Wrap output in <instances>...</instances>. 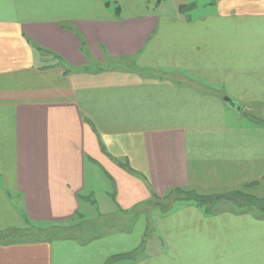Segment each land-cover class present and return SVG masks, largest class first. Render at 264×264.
Here are the masks:
<instances>
[{"label": "crops", "instance_id": "1", "mask_svg": "<svg viewBox=\"0 0 264 264\" xmlns=\"http://www.w3.org/2000/svg\"><path fill=\"white\" fill-rule=\"evenodd\" d=\"M208 7L0 0V264H264V216L182 200L264 187V0Z\"/></svg>", "mask_w": 264, "mask_h": 264}, {"label": "rangeland", "instance_id": "2", "mask_svg": "<svg viewBox=\"0 0 264 264\" xmlns=\"http://www.w3.org/2000/svg\"><path fill=\"white\" fill-rule=\"evenodd\" d=\"M209 0H148V9L151 11H161L162 14H172V15H176L180 18H184L186 20H189L190 18H195L197 16H200L202 14H204L205 12L208 11L209 7ZM40 56V54H38ZM43 68H49L51 66H54L55 62L53 63L54 60H49L46 57H43ZM123 63V64H122ZM125 62H121L120 64L123 66ZM53 64V65H52ZM106 65L108 67H116L113 63L112 64H108L106 63ZM104 67V66H103ZM68 70V69H66ZM247 114V113H246ZM252 114L256 117L257 121L264 126V109L262 110H257V111H253ZM230 115L233 116L234 112L233 110L230 111ZM253 119V118H252ZM241 122L246 121V117L242 116L241 117ZM97 190V189H96ZM246 193H248L250 195V197L253 200H260V201H264V187L261 186V188H248L246 190ZM96 199L97 197H100L102 195L101 192H97L96 194ZM182 196H185L184 194ZM172 197H167L164 198L163 204H165V206L168 207H172V205L177 204L178 202H180V200L177 201V199L175 197L174 201H171ZM196 201V200H195ZM82 208H89L92 209L93 213H91L90 216L94 215L95 219L100 218L101 216H99V212H100V206L97 203L96 207L94 205H87V200L82 197ZM197 202V201H196ZM91 204H94L93 201L91 202ZM179 206V205H178ZM207 206H209V204H207ZM204 207V206H202ZM216 207L213 208V210H216ZM225 207L227 209H229L230 211H235V213L237 214L238 208L235 206H232L230 204H225ZM248 208V207H246ZM162 210V208L160 209ZM141 211V214H147L150 215L151 211L149 209H145V210H139ZM252 214H258L257 216H262L264 215V212H256L255 210L251 211ZM89 216V217H90ZM111 217H114V215H112ZM93 218V217H92ZM109 219H113V218H109ZM101 220H95L92 223H89L87 226L89 230H92L93 233H100L101 229ZM113 228V227H112ZM115 229H110V230H116L118 229V227H114ZM86 229V228H84ZM109 229V228H108ZM31 237L35 238V235H29V236H21L20 239H25V240H30ZM41 239H47L50 240L51 239V233L48 232L47 234L44 235H40Z\"/></svg>", "mask_w": 264, "mask_h": 264}, {"label": "trees", "instance_id": "3", "mask_svg": "<svg viewBox=\"0 0 264 264\" xmlns=\"http://www.w3.org/2000/svg\"><path fill=\"white\" fill-rule=\"evenodd\" d=\"M108 4V3H106ZM116 9V13H118ZM123 60V59H122ZM123 61L118 60V62L114 63H121ZM110 62H108L109 64ZM58 64H60V61H58ZM253 186V185H251ZM245 189H240V190H234L231 191L229 194H198L195 191H188L185 196L183 197L184 199L182 200H187V201H192L194 202L197 206L204 208V211H210V206H207V204H212L214 200L220 199V198H226L229 199L230 202L233 204L232 206H235L238 208V212H251L252 210H255L256 212H264V201L260 200H253L248 193H246ZM197 202H196V201ZM248 207V208H246ZM253 215H258V214H253ZM264 216V215H262ZM29 229V228H28ZM39 235H42L41 233H44V231H39ZM131 259V255H118V256H113L105 264H119L121 262H126Z\"/></svg>", "mask_w": 264, "mask_h": 264}, {"label": "water", "instance_id": "4", "mask_svg": "<svg viewBox=\"0 0 264 264\" xmlns=\"http://www.w3.org/2000/svg\"><path fill=\"white\" fill-rule=\"evenodd\" d=\"M226 102L230 107L240 110L239 107L235 105L230 99H226Z\"/></svg>", "mask_w": 264, "mask_h": 264}]
</instances>
